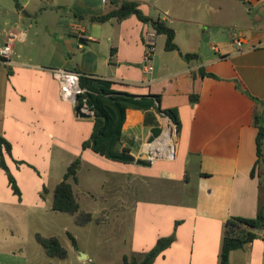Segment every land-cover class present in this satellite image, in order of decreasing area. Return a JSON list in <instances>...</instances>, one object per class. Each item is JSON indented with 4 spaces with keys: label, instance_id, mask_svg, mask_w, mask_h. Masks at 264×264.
<instances>
[{
    "label": "crops",
    "instance_id": "obj_1",
    "mask_svg": "<svg viewBox=\"0 0 264 264\" xmlns=\"http://www.w3.org/2000/svg\"><path fill=\"white\" fill-rule=\"evenodd\" d=\"M110 1L0 0V48L11 41L14 50L10 64L0 61V136L11 145L5 163L17 182H47L56 157L66 172L80 158L73 186L80 206L79 195L94 197L77 193L85 170L88 182H115L119 195H109V205L95 213L104 221H94L113 225L109 264L144 254L173 233L175 242L154 264H219L226 223L254 219L264 208L263 142L257 145V118L264 119V0H197V7L189 0H128L176 31L180 50L166 51V37L156 43L150 73L139 67L151 25L136 16L90 20L104 15ZM197 24L207 29L199 33ZM209 38L216 44L208 47ZM238 40L244 41L241 52ZM187 54L198 57L186 61ZM58 68L114 82V90L137 99L157 95L162 110L176 109L181 130L174 159L125 164L83 149L95 121L76 117L61 100L51 72ZM201 68L218 78L202 76ZM192 95L199 97L195 104ZM151 113L146 124L142 111L126 112L118 151L129 149L135 161H147L138 154L162 129L156 111ZM257 235L231 253V264H264V230ZM77 252L88 260V253Z\"/></svg>",
    "mask_w": 264,
    "mask_h": 264
},
{
    "label": "trees",
    "instance_id": "obj_2",
    "mask_svg": "<svg viewBox=\"0 0 264 264\" xmlns=\"http://www.w3.org/2000/svg\"><path fill=\"white\" fill-rule=\"evenodd\" d=\"M110 9L102 16L90 17L93 22L106 23L112 19L119 21L128 19L132 16H136L141 22L149 24L158 35L166 37V51H178L179 46L175 42L176 31L169 27L165 22L152 19L144 14L141 10V5L138 1H117L111 0L109 2ZM17 8L21 9L18 1H16ZM84 18L83 15L77 14ZM198 57L197 54H187L184 59L191 61ZM82 74L80 72H77ZM200 74L202 76L218 78L213 74H207L206 71L201 68ZM81 86L89 90L88 99L90 104L95 109V128L94 133L89 140L83 143V149H91L95 154L107 158L117 163H136L138 165H148L150 162L145 160H137L130 155V150L124 148L122 152L118 149L123 138V126L126 121V112L128 109H134L142 111L145 114V123L148 124L150 117L152 116L151 110H155L156 114H164L168 116L173 124V134H177L181 130V120L176 109L162 110L161 99L157 95H150L149 97H143L137 99L136 96L127 92H119L113 89L114 82L82 74ZM237 87L240 86L237 84ZM199 97L197 95L191 96L192 103H197ZM257 124L259 125V132L257 136V145L260 149L264 140V119L263 117L257 118ZM10 155L11 145L2 136H0V166L6 172L10 186L15 195L21 196V192L17 186V181L12 176L9 168L5 163V154ZM81 167V159L75 160L67 169L66 174L63 176L62 182H60L54 190V198L52 209L61 213H68L75 216L77 225L85 226L91 222H102L98 217L94 219L90 213L82 212L81 206L75 195L73 189L74 184L78 183L79 169ZM264 230V208H260L257 217L251 218H232L226 223V229L224 231L222 251L219 255V264H231L230 255L236 250L245 248L250 242H254L257 238V231ZM74 246L77 248L75 238L71 236ZM175 233L168 237L160 238L154 247V249L144 253L136 254L132 256H125L123 264H154L156 259L167 249H169L175 242ZM38 242L45 249L47 255L52 258L66 259L68 257V251L63 247L57 237L44 238L37 235Z\"/></svg>",
    "mask_w": 264,
    "mask_h": 264
},
{
    "label": "rangeland",
    "instance_id": "obj_3",
    "mask_svg": "<svg viewBox=\"0 0 264 264\" xmlns=\"http://www.w3.org/2000/svg\"><path fill=\"white\" fill-rule=\"evenodd\" d=\"M166 1V0H164ZM195 3L197 0H189ZM197 7V3L194 4ZM158 14L155 12V16ZM200 18H202L200 16ZM212 21V19H211ZM199 33L207 29V26H195ZM203 29V30H201ZM162 39L156 38V43L160 45ZM216 44L214 39H208V47ZM155 66V60L153 62ZM142 73L143 65L139 67ZM264 148V140H263ZM36 159V158H31ZM56 168L50 173L47 182H16L21 192V196L15 195L12 190L9 179H2V170L0 169V264H109L111 260V238L109 231L113 225L100 227L97 223L81 226L77 225L75 216L68 213H61L52 209L54 189L60 183L61 176L66 173V168H62L56 157ZM17 170V169H16ZM85 170L81 174V188H77V193L89 192L81 196V211L90 213L95 219L97 211L107 207L105 200L108 197L118 196V186L115 182H109L104 187L105 182H88L89 178ZM73 186L75 185L71 182ZM39 184V185H38ZM46 187L49 191L44 188ZM38 185V189L35 187ZM44 188V190H43ZM43 190V193H42ZM44 197L43 200L39 196ZM110 195V196H109ZM22 197V200L20 201ZM100 220L105 219L101 214ZM37 235L44 238L57 237L63 247L68 251L66 259L49 257L37 240ZM71 236L76 239L78 249L89 254L86 261L78 257V252L73 244ZM120 248V247H119ZM111 249L113 247L111 246ZM93 257V258H92ZM89 259L92 261L89 262ZM99 260L98 261L96 260Z\"/></svg>",
    "mask_w": 264,
    "mask_h": 264
},
{
    "label": "built area",
    "instance_id": "obj_4",
    "mask_svg": "<svg viewBox=\"0 0 264 264\" xmlns=\"http://www.w3.org/2000/svg\"><path fill=\"white\" fill-rule=\"evenodd\" d=\"M157 31L147 30L143 34V44L146 48V55L144 56V69L146 73L153 71V56L155 55L156 37ZM244 41L238 40L235 45L239 52L242 51ZM214 51H218L217 47L212 48ZM14 50L11 41L7 42L5 46L0 48V61L4 64H10L13 57ZM53 79H55L60 88V98L63 102L71 104L76 110L80 108L81 111L94 118L95 109L90 104L88 99L89 90L81 86L82 74L66 69H52ZM162 129L159 135L153 138V141L146 144L145 148H142L139 157H144L147 161L153 162L157 160H172L177 154V139L176 134L172 133L173 124L171 119L164 115H159Z\"/></svg>",
    "mask_w": 264,
    "mask_h": 264
},
{
    "label": "water",
    "instance_id": "obj_5",
    "mask_svg": "<svg viewBox=\"0 0 264 264\" xmlns=\"http://www.w3.org/2000/svg\"><path fill=\"white\" fill-rule=\"evenodd\" d=\"M75 114H76V117L81 118V119H92L93 118L92 116L83 113L79 107L76 108Z\"/></svg>",
    "mask_w": 264,
    "mask_h": 264
}]
</instances>
